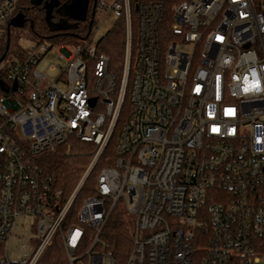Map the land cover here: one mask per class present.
Returning <instances> with one entry per match:
<instances>
[{"label": "built area", "instance_id": "2783aa9c", "mask_svg": "<svg viewBox=\"0 0 264 264\" xmlns=\"http://www.w3.org/2000/svg\"><path fill=\"white\" fill-rule=\"evenodd\" d=\"M15 2L0 0V38ZM110 15L118 63L92 39ZM21 51L0 58V264H46L57 234L68 264H264V0H96L85 38ZM74 140L93 152L66 194L32 157ZM117 204L133 219L124 263L100 238Z\"/></svg>", "mask_w": 264, "mask_h": 264}, {"label": "trees", "instance_id": "16d2710c", "mask_svg": "<svg viewBox=\"0 0 264 264\" xmlns=\"http://www.w3.org/2000/svg\"><path fill=\"white\" fill-rule=\"evenodd\" d=\"M42 0L40 4H34L33 0H16L15 7L8 19L10 20L18 12H23L26 17L24 27H28L34 40H49L52 42H74L77 43L83 39L90 32L91 16L88 14L85 20L73 19L70 16L64 15L60 17L61 13L58 8L53 9L51 23L49 24L46 19V9ZM67 22L65 28L55 29V26L60 22ZM11 28V26H10ZM11 31H8L0 38V58L6 52L9 53L12 38ZM124 30L119 23L115 28L108 31L102 37L104 41V51L112 56L115 63L120 62L122 55ZM13 50L14 54L21 55L22 46H18ZM2 77V78H1ZM7 71H0V79L7 80ZM93 152V145L90 142L74 140L64 144L56 152H45L40 155L32 157L33 161L43 170L45 174L51 175L54 179V186L62 188L66 194H69L77 184L88 163L91 160ZM94 168V172L88 176L83 187L81 188L75 200L73 207L64 221L63 228L66 229L78 221V210L84 198L97 194L94 185L98 169ZM96 170V171H95ZM94 231L87 228V234L84 241L78 248V252H83L92 243ZM101 240L104 242L102 249L106 253L112 255L118 263H124L133 243V219L131 215L119 204L115 205L107 217L105 224L102 227L100 235ZM97 247V245H96ZM100 248V246H98ZM43 262L46 264H68L64 245L61 241L60 234H57L54 244L48 248L43 256Z\"/></svg>", "mask_w": 264, "mask_h": 264}, {"label": "rangeland", "instance_id": "374dc122", "mask_svg": "<svg viewBox=\"0 0 264 264\" xmlns=\"http://www.w3.org/2000/svg\"><path fill=\"white\" fill-rule=\"evenodd\" d=\"M114 16L110 15L106 19H104L100 26L95 28L92 32V39L93 43L97 42L100 38L103 37L105 32L113 26L114 24ZM11 38H12V44L10 47L9 55L8 57H11L13 55V50L18 46H22L24 48H29L32 46L34 43L33 36L30 32V29L28 27H15L11 26ZM68 42V41H67ZM15 51V50H14ZM51 63H59L58 61H55V58L51 55H46L45 57L42 58V60L37 64V69L39 71H45L46 68L51 64ZM3 69H0V71ZM5 71V70H4ZM58 73V69H49L47 71V75L49 76H54ZM89 164V163H88ZM98 169V167H96ZM96 169V170H97ZM95 170V171H96ZM94 172V171H93ZM82 176V175H81ZM16 246L10 244L9 250L14 249Z\"/></svg>", "mask_w": 264, "mask_h": 264}, {"label": "water", "instance_id": "95a60500", "mask_svg": "<svg viewBox=\"0 0 264 264\" xmlns=\"http://www.w3.org/2000/svg\"><path fill=\"white\" fill-rule=\"evenodd\" d=\"M41 2H42V0H33L34 4H40ZM60 4H61V0H46L45 1L44 7L46 9V19H47L49 24L51 23L53 9L55 7H59ZM79 9H80V12L78 14H73V13H71L70 10H66V13H67V15H69L71 17H74L75 19L85 20L86 19V14H87V4H86V2L83 3ZM25 23H26V17H25L23 12H18L10 20V26L23 27L25 25ZM64 23L65 22H60L59 24H57L55 26V29L65 28L66 24H64ZM0 86L1 87L4 86V82L2 80H0ZM95 100H96V98H93L92 99V103H94Z\"/></svg>", "mask_w": 264, "mask_h": 264}, {"label": "flooded vegetation", "instance_id": "af4514ba", "mask_svg": "<svg viewBox=\"0 0 264 264\" xmlns=\"http://www.w3.org/2000/svg\"><path fill=\"white\" fill-rule=\"evenodd\" d=\"M85 2L87 4V14H86V18H87L88 14L93 13L95 11L96 0H61V4L59 5V7H57L58 11L61 13V15L63 14L60 17V19L64 18V15H67L66 10H70L71 13H73V14H78L80 12L79 8ZM67 16H69V15H67ZM71 18L75 19L74 17H71ZM65 23H67V22L65 21Z\"/></svg>", "mask_w": 264, "mask_h": 264}]
</instances>
